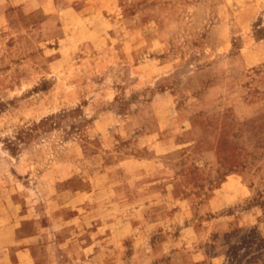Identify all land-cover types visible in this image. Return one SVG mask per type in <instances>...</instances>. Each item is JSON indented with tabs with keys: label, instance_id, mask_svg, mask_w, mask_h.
I'll list each match as a JSON object with an SVG mask.
<instances>
[{
	"label": "rangeland",
	"instance_id": "obj_1",
	"mask_svg": "<svg viewBox=\"0 0 264 264\" xmlns=\"http://www.w3.org/2000/svg\"><path fill=\"white\" fill-rule=\"evenodd\" d=\"M0 264H264V0H0Z\"/></svg>",
	"mask_w": 264,
	"mask_h": 264
}]
</instances>
